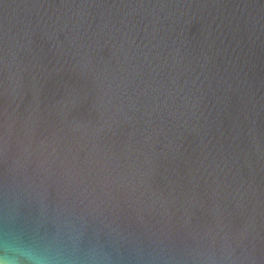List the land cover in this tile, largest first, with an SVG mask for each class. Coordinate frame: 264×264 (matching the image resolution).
<instances>
[{"label": "water", "instance_id": "1", "mask_svg": "<svg viewBox=\"0 0 264 264\" xmlns=\"http://www.w3.org/2000/svg\"><path fill=\"white\" fill-rule=\"evenodd\" d=\"M0 264H264V0H0Z\"/></svg>", "mask_w": 264, "mask_h": 264}]
</instances>
